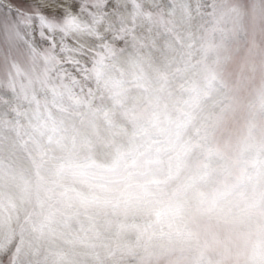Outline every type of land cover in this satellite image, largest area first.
I'll use <instances>...</instances> for the list:
<instances>
[{"label": "clouds", "instance_id": "1", "mask_svg": "<svg viewBox=\"0 0 264 264\" xmlns=\"http://www.w3.org/2000/svg\"><path fill=\"white\" fill-rule=\"evenodd\" d=\"M173 2L174 31L162 36L159 45L145 48L142 56L147 92L128 86V104L139 108L151 96L149 109L122 119L111 101L103 103L120 129L118 138L103 121L69 120L67 126L81 144L71 157L61 152L52 163L38 152L13 159L0 150V163L11 160L17 170L16 180L0 187V211L12 216L11 225L0 220V257L12 228L19 232L21 226L17 264H229V249L236 255L237 226L226 216L231 205L252 195L244 166L255 159L256 150L242 148L241 140L250 135L264 144V78L250 80L235 112L209 128L207 117L220 93L210 95L207 81L170 68L198 44L195 5L204 0ZM217 39L242 46L245 36L241 31ZM136 62L134 47L118 53L101 79L110 84L118 73H131ZM165 74L167 88L161 84ZM195 87L198 98L191 94ZM57 119L64 117L57 114ZM172 141L188 148L182 164ZM149 143L156 149L153 162L129 172L130 159ZM205 159L208 174L201 168Z\"/></svg>", "mask_w": 264, "mask_h": 264}, {"label": "snow or ice", "instance_id": "2", "mask_svg": "<svg viewBox=\"0 0 264 264\" xmlns=\"http://www.w3.org/2000/svg\"><path fill=\"white\" fill-rule=\"evenodd\" d=\"M195 6L200 14L198 44L171 62L170 68L174 74L184 72L207 81L210 95L220 93L215 110L207 117L211 128L235 112L250 80L264 78V0H204ZM176 9L173 0H0V150L13 159L18 154L30 158L38 152L44 162L52 163L61 152L71 157L81 144L68 128L69 120L103 121L112 128L113 138H118L120 129L103 103L111 101L122 119L149 109L151 96L139 108L128 104V86L135 84L147 92L144 50L172 34L169 13ZM241 31L245 36L242 46L236 42L228 46L217 39L218 34L230 38ZM133 47L137 55L134 70L118 73L106 85L101 77L108 61ZM167 76L161 80L164 88ZM191 94L198 98L199 88ZM260 100L264 104V95ZM57 114L64 119H57ZM241 145L256 150L255 159L244 166L253 190L251 196L231 205L233 210L226 216L237 226L236 255L231 256L229 249V264H264V144H256L249 135ZM172 150L182 164L187 146L172 141ZM155 155V147L145 145L130 159L129 172L150 165ZM201 168L208 174V159ZM16 178L15 166L5 159L0 163V187ZM0 220L11 225L12 216L0 211ZM23 231L22 226L19 232L12 228L0 264H17L22 258Z\"/></svg>", "mask_w": 264, "mask_h": 264}]
</instances>
